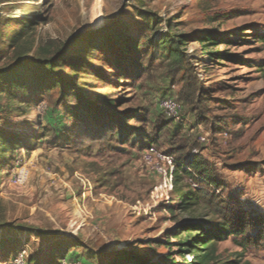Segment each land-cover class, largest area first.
Instances as JSON below:
<instances>
[{"label": "rangeland", "instance_id": "obj_1", "mask_svg": "<svg viewBox=\"0 0 264 264\" xmlns=\"http://www.w3.org/2000/svg\"><path fill=\"white\" fill-rule=\"evenodd\" d=\"M22 18L30 26L23 27L16 48L7 49L5 38L21 28ZM121 26L139 37L145 70L134 80L117 81L118 68L110 62L121 52L113 35V48L105 43L89 51L93 39ZM205 32L223 40L203 45L197 38ZM174 34L188 36L178 64L152 43ZM263 37L264 0H0V69L64 51L53 80L62 79L70 91L63 99L59 83L20 89L0 81V129L3 137L18 135L13 147H0V256L24 250V264H105L125 250L150 264H185L174 228L190 218L207 228L221 221L211 210L224 207L228 195L200 181L197 190L211 191L212 205L205 197L185 211L176 205L174 188L171 200L148 206L159 178L141 153L150 137L157 138L159 150L189 166L194 157L205 160L202 149L210 138L222 144L229 135L248 132L249 138L264 116V77L258 70ZM208 51L218 57L211 60ZM33 70H22L24 80H32ZM78 96L106 109L109 118L124 112L133 117L125 129L111 127L104 136L80 127L72 143H62L76 123L69 108ZM164 96L180 104L177 118L159 109ZM21 167L26 181L14 186L9 178ZM189 173L179 183L183 191L193 190ZM236 240L245 247L231 236L218 242L221 261L242 252L238 264H264V217L246 225Z\"/></svg>", "mask_w": 264, "mask_h": 264}, {"label": "trees", "instance_id": "obj_2", "mask_svg": "<svg viewBox=\"0 0 264 264\" xmlns=\"http://www.w3.org/2000/svg\"><path fill=\"white\" fill-rule=\"evenodd\" d=\"M19 22V23H18ZM17 25H20V29L14 31L11 34V37L5 38V46L7 49L16 48V45L20 42L23 37V27L30 26V21L27 18H22L18 20ZM117 25H114L110 32L115 31ZM123 28L121 31H117L114 34H107L106 36H102L98 39H93L92 44L89 48L91 50H99L104 47V45H108L110 48H113L112 44L109 42V38L113 35L116 46L119 48L121 52L119 56L114 57L110 64L113 67L118 68L117 81L121 79H129L134 80L142 76L143 71L145 70V66L143 64V55L139 50V37L132 35V28H126L125 26H121ZM188 36H185L183 39H180L178 35L172 36H163L160 40H156V42L152 41L155 46L161 47L168 52L171 59L176 63H180L183 59V52L179 49L180 46L187 40ZM203 45H216L219 41L223 40V38L215 37L210 32H205L202 35H199L197 38ZM229 41V40H225ZM264 41V37H263ZM106 43V44H105ZM166 45V46H165ZM108 47V48H109ZM65 52L61 51L57 58H38L35 60L27 61H18V63L12 65L10 69L1 70L0 69V81H5L10 88H26L29 85L33 84L37 89L45 88L54 83H59L63 86L62 97L65 99L66 96L69 95V84L63 82L62 79L53 80V75L55 74V67L58 65L59 61L63 58ZM210 59L212 60L215 57H218L216 52L208 51ZM150 57L152 53H149ZM224 56V55H222ZM33 75L32 80L26 81L22 76L23 69H32ZM258 70L263 72L262 76L264 77V61L262 64L258 66ZM109 79V78H108ZM106 78V80H108ZM77 85L73 84L72 89H76ZM3 90L2 85H0V92ZM196 97L198 99L197 91L195 92ZM76 104L74 107L69 108L73 118L76 123L73 128L68 130V139L62 143H72L73 138L78 133L80 127H83V132L91 129L99 136H104L105 131L107 129L120 128L125 129L124 123L128 120V118L133 117L130 113L124 112L119 116L108 117L107 110L101 107L98 104H94L90 101V99L85 96H78ZM105 103L108 101L104 100ZM111 103V101H109ZM90 121L93 122V125L90 124ZM110 127V128H109ZM109 131V130H108ZM6 137H3V133L0 129V147L6 148L7 146L13 147L18 141V135L14 134H6ZM130 138V136H127ZM34 140L37 139L36 136L32 138ZM157 138L149 139V143L145 146V148L154 143ZM27 147L29 149H33L31 144H28ZM191 170L205 180V184L211 185L213 188H220L222 185L221 180L214 174L212 165L201 158L194 157L190 162ZM183 173H189L182 169L179 165L174 171V188L177 192L176 197L179 198V202H176L179 208H182L185 211H191L193 207L200 205L204 202L205 197H209L207 204L212 205V200L214 199L211 191H207L203 188L192 189L191 191H183L179 187V183L182 181ZM191 173V172H190ZM189 173V174H190ZM192 174V173H191ZM190 174V177L192 175ZM204 182V181H202ZM228 203L225 202V206L221 207V209L217 206L211 210L213 214H221L222 220L220 221H212L208 222L210 225L209 228L204 227L199 221L194 218H190L180 224H178L174 228V236L177 237V241L175 245L179 247L180 255L185 259V264H238L241 256L243 255L240 252L235 259L221 261L218 258V242L227 239L229 236L235 241L237 245L240 247H245V244L241 242V240H236V235L243 232V228L246 225H252L253 222L261 220L264 217V212L254 208V207H242L239 206V201H230L228 199ZM241 204V203H240ZM171 205V204H169ZM220 207V206H219ZM211 223V224H210ZM244 241L248 239V235L246 234L243 237ZM8 253H2L1 256H5ZM186 254H190L192 257L187 260L185 258ZM77 262L81 264L84 263L83 259H77ZM61 264V262H58ZM105 264H150L143 258L133 254L126 252L125 250H120L118 253L114 254V257L108 260Z\"/></svg>", "mask_w": 264, "mask_h": 264}, {"label": "crops", "instance_id": "obj_3", "mask_svg": "<svg viewBox=\"0 0 264 264\" xmlns=\"http://www.w3.org/2000/svg\"><path fill=\"white\" fill-rule=\"evenodd\" d=\"M250 134L249 138L248 132L233 138L229 135L224 144L210 138L202 153L230 201L264 212V116L260 126L251 127Z\"/></svg>", "mask_w": 264, "mask_h": 264}, {"label": "built area", "instance_id": "obj_4", "mask_svg": "<svg viewBox=\"0 0 264 264\" xmlns=\"http://www.w3.org/2000/svg\"><path fill=\"white\" fill-rule=\"evenodd\" d=\"M158 107L162 113L167 116L177 118L180 110V104L178 101L171 96H164L158 100ZM142 162L146 165V167L155 175L158 176L159 180L154 185L151 190L148 198L147 205L152 206L156 205L161 201L168 202L171 200L170 193L174 190V171L176 169L175 164L180 165L182 169L186 171H190L192 173V177L189 179V185L193 189L199 188L198 183L200 181H204L201 177L195 174L190 165H187V162L183 163L176 162L175 158L172 155L166 153L165 151H161L158 147L151 143L146 148L143 149L141 153ZM27 178V171L24 167H21L16 173H14L9 179L10 183L14 186L23 185ZM209 185V184H208ZM211 186V185H210ZM214 189V188H213ZM218 188H215L217 190ZM24 250L17 254H13L11 256L3 257L0 256V260L6 259L7 264H24Z\"/></svg>", "mask_w": 264, "mask_h": 264}]
</instances>
